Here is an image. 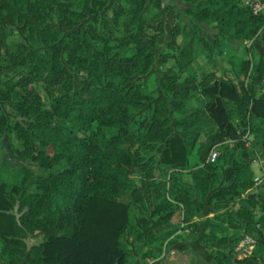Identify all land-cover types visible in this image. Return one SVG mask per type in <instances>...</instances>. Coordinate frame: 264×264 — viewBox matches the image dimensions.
I'll return each mask as SVG.
<instances>
[{
  "label": "trees",
  "instance_id": "obj_1",
  "mask_svg": "<svg viewBox=\"0 0 264 264\" xmlns=\"http://www.w3.org/2000/svg\"><path fill=\"white\" fill-rule=\"evenodd\" d=\"M180 1L188 4L187 16L215 23L218 41L250 42L264 29V12L252 13L242 0ZM125 2L113 13L123 17V32L106 35L103 30L102 35L97 12L107 0H0V101L16 116L10 121L0 104V137L17 139L18 147L8 146L17 165L9 160L6 165L23 171L18 183L0 179V264H135L136 259L146 264L187 238L206 244L216 264L248 258L264 263V191L253 187L254 152L240 140L224 142L248 120L254 147L261 151L264 146V93H256L264 85V52L255 62L229 57L233 77L163 74V96L155 99L151 115L136 132L132 112L154 100L144 76L155 61L172 5ZM147 4L156 9L148 17ZM90 14L93 21L78 27ZM53 15L59 29L49 23ZM17 27L27 41L11 36ZM198 30L193 22V31ZM180 31L173 26L170 47ZM181 56L179 69L186 71L191 49H183ZM15 74L19 78L11 79ZM35 79L42 80L45 98L33 86ZM192 95L199 100L196 108L172 124L171 111H183ZM204 142L201 163L191 167L192 151ZM217 143V159L206 162ZM157 156L171 171L167 177L153 175ZM27 160L46 174L30 176ZM181 171L195 181L196 197L180 180ZM27 184L31 189L22 193ZM127 193L130 202L121 200ZM150 201L153 215L168 229L157 233L151 228ZM131 204L141 210L135 217ZM211 204L215 209L205 215L212 216L200 229L195 219ZM177 211L178 223L173 221ZM179 229L187 234L177 235ZM231 229L238 235H230ZM37 232L40 240L28 244ZM245 234L257 244L250 255L238 257L233 248Z\"/></svg>",
  "mask_w": 264,
  "mask_h": 264
},
{
  "label": "rangeland",
  "instance_id": "obj_2",
  "mask_svg": "<svg viewBox=\"0 0 264 264\" xmlns=\"http://www.w3.org/2000/svg\"><path fill=\"white\" fill-rule=\"evenodd\" d=\"M162 4H169L172 7L166 12L165 25H164V34L158 38V47L155 49V61L149 70V72L144 76V80L148 90L151 91L154 96V100L148 102L142 109L134 110L132 112V120L135 125L136 132H139L142 128V123L144 120L149 118L152 112V107L155 105V99L163 96L164 90L162 88V84L165 82L163 78V74H173L178 76V79H182L187 72H194L198 78H200L204 74H212L214 76H224V77H233L232 72L230 71V64L227 62L229 57L233 59H241L244 57L251 58L252 62L258 59L259 54L264 52V29L259 33V36L248 42L243 41H218L216 32L217 29L215 27V23L212 22H198L194 18L187 16L184 13V8L188 5L180 0H161ZM125 0H107L106 5L97 12V32L103 35V30L107 33L106 35L116 34L119 35L123 32L122 18H114L113 13L114 10L120 6L125 5ZM156 9L147 4L144 9L145 16H151ZM94 14H90L87 18L83 19L78 27H83L85 24L93 21ZM49 23L59 29V23L56 16L48 17ZM193 22H196L199 26V30L197 32L193 31ZM107 24V27L105 26ZM174 25H178L181 29L180 33L176 36L173 43V48L169 46L172 28ZM63 34H66L67 31L62 30ZM15 39H20L27 41L26 36L23 35L20 31V28H16L11 35ZM251 46V49L248 53H246V47ZM183 49H191L192 59L189 61L188 68L186 71H181L179 69L178 61L182 60L181 51ZM165 55V56H164ZM15 74L11 77V79H17L19 76ZM241 79L244 82H247L248 75L242 76ZM33 86L40 93V95L45 98V91L43 90L42 80L35 79ZM257 95L264 93V85L257 88ZM199 100L196 98V95H192L191 97L185 100V107L183 111L180 112H172V124L174 119L180 115L188 114L193 111L198 105ZM2 107V113L5 114L8 119L11 121L16 118L15 114L12 112L10 106L4 101H0ZM4 136L0 137V179L8 181L10 183H18L22 177V172H19L18 169L16 171L10 169V166L6 165L7 159L3 161L5 148L8 146H12V148L18 147L19 142L14 136H5V142L2 143V139ZM200 141H205L203 137L199 138ZM206 142L203 145L197 146L191 153L190 157V165L191 167L198 166L201 163L202 157L200 156L201 152L204 150L206 146ZM209 153V152H208ZM207 153V155H208ZM8 154L11 158L13 156L10 154V150L8 148ZM205 155V160L207 158ZM159 156H157L156 160L151 164L153 168V175L156 179H159L160 176L167 177L168 173H171L169 169L160 164ZM14 159V158H13ZM17 163L11 164V166H16ZM26 172L29 173L32 177H37L40 175L46 174V170L40 164L27 160L25 163ZM224 168V164L220 161L218 164V171H222ZM180 180L189 187V193L192 194L193 197H196V189H195V181L192 176L188 174L187 171H181L179 173ZM134 181L138 183L134 175ZM221 182L213 184L211 189H215L221 186ZM27 189H31L30 184H27L23 187L22 193H24ZM124 202H130V197L128 193L121 198ZM231 203V201H229ZM214 204L210 206L205 205V208L202 212L201 218H196L199 222V228H203L205 223L207 222V217L212 216V213L205 215L206 210L210 208V210H214ZM153 207L154 203L152 201L147 202V215L152 218L158 220V216L153 215ZM130 211L132 217H135L137 212H141L140 207L136 205H130ZM180 212L177 211L173 217V221L178 223L180 221ZM238 231L235 229L230 230V235H238ZM40 233H36L35 235L30 236L27 239V243L30 244L32 242H36L40 240ZM128 245L132 250L136 249V244L132 241L131 238L127 240ZM216 246V244H214ZM1 256V252H0ZM239 257V256H238Z\"/></svg>",
  "mask_w": 264,
  "mask_h": 264
},
{
  "label": "built area",
  "instance_id": "obj_3",
  "mask_svg": "<svg viewBox=\"0 0 264 264\" xmlns=\"http://www.w3.org/2000/svg\"><path fill=\"white\" fill-rule=\"evenodd\" d=\"M242 3L247 6L254 14H260L264 12V0H242ZM247 120L244 128H238L236 131V137H228L224 140L225 143L233 144L240 140L245 148L254 152V158L251 162V168L253 171V187L261 188L264 191V146L261 151L254 147L255 135L251 131ZM221 143H217L211 147L206 158V162L213 163L218 156V146ZM258 214L257 211H255ZM257 244L254 237L245 234L237 242L233 248V252L239 257H246L250 255Z\"/></svg>",
  "mask_w": 264,
  "mask_h": 264
},
{
  "label": "crops",
  "instance_id": "obj_4",
  "mask_svg": "<svg viewBox=\"0 0 264 264\" xmlns=\"http://www.w3.org/2000/svg\"><path fill=\"white\" fill-rule=\"evenodd\" d=\"M151 218V228L159 233L170 227L168 223ZM177 235L184 236L187 234V229L178 230ZM138 264V259L136 263ZM146 264H216L212 251L206 244L202 243L198 238L179 239L175 242L164 257H158L149 260ZM235 264H264L259 260L246 259Z\"/></svg>",
  "mask_w": 264,
  "mask_h": 264
},
{
  "label": "water",
  "instance_id": "obj_5",
  "mask_svg": "<svg viewBox=\"0 0 264 264\" xmlns=\"http://www.w3.org/2000/svg\"><path fill=\"white\" fill-rule=\"evenodd\" d=\"M4 142H5V136H4V138L2 139V143L4 144ZM5 153H4V157H3V161L5 160V159H7V160H9V162L11 163V164H14V163H16L17 162V160H15V159H13V158H11L10 156H9V154H8V148H5ZM117 264V263H116Z\"/></svg>",
  "mask_w": 264,
  "mask_h": 264
}]
</instances>
